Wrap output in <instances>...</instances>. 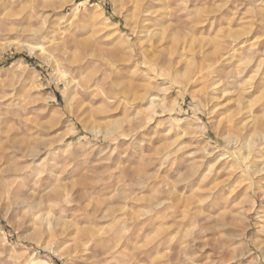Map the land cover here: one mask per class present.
<instances>
[{
	"label": "rangeland",
	"instance_id": "obj_1",
	"mask_svg": "<svg viewBox=\"0 0 264 264\" xmlns=\"http://www.w3.org/2000/svg\"><path fill=\"white\" fill-rule=\"evenodd\" d=\"M37 1L0 0V21L14 23L0 29V168L27 166L14 185L42 201L29 212L0 199V264H176V252L199 264L212 244L189 246L195 237L225 239L230 264H264L253 190V169H264V0H180L188 25L160 39L117 0ZM71 54L97 81L80 108L63 80L78 79Z\"/></svg>",
	"mask_w": 264,
	"mask_h": 264
},
{
	"label": "bare ground",
	"instance_id": "obj_2",
	"mask_svg": "<svg viewBox=\"0 0 264 264\" xmlns=\"http://www.w3.org/2000/svg\"><path fill=\"white\" fill-rule=\"evenodd\" d=\"M8 1H9V4L11 5V7H14L17 4L18 0H8ZM38 1L41 3L43 2V0H38ZM178 1H180V0H165V2H162L159 5H155L154 3L150 2L149 0H117L118 4L120 5L119 9L127 12L125 16L130 17L131 20H134L135 22L139 23L140 26L143 28V30H145L146 36H148L150 38H156V39L163 38L165 36V33L168 31L169 28H174L177 25L181 26V27H186L188 25V20L190 19L189 16H191V15H189L186 12L185 6L178 4ZM260 2H262V1H260ZM82 3L83 2H80L78 5H80ZM194 19H195L196 23H200L199 18H194ZM7 20L8 21H6V22L0 21V29L4 28V27L7 28L8 25H9V27L13 28V26H14L13 19H7ZM151 20H156L159 23L151 26L147 23L148 21H151ZM171 23H174L176 25L171 24ZM29 31L32 32L33 34L36 33V31L33 29L29 30ZM38 34H39V32H38ZM18 43H19V41H18ZM28 46H30L31 49H34V50L37 48L40 50H43V46H41V45L39 46V44L38 45L29 44ZM18 47H19V45H18ZM40 50H38V51H40ZM52 50H54L56 53H58L61 50L59 42L55 41L53 43ZM64 60L70 68H75L78 71V79L77 80H75L74 77L71 78L70 80L69 79L67 80V78L63 79V80L65 81L66 86L69 88V91H70L69 93H70L71 99H74L76 102V107L80 108L81 105L84 104V101L87 98L89 99V93L88 92H89L90 88L92 86H94L97 82V81L95 82V80L92 78L94 76L93 73H95V72L92 73L91 71H89L90 69L89 70H87L85 68L83 69V64H84L83 59L78 54H71L68 57H66V59H64ZM64 60L62 62H64ZM88 66H90V65H88ZM57 67H58V65H57ZM61 69H63V68H61ZM65 71H66V69H65ZM62 74H63V72H62ZM65 75H66V73H65ZM60 77H62V76H60ZM219 83H216V81H213L210 83V86H212L213 88H216L219 85ZM67 97H69V94ZM154 99L155 98L153 96L148 98L147 106L145 108L146 110H149L152 107V105L154 103ZM68 105H69V102H68ZM169 116H171V115H169ZM173 119H175V118H173ZM107 133H109V132H107ZM253 145H254V142H249V143L245 142L243 148L246 149V151H248L247 153H249L250 148ZM257 147H259L260 149H262V148L264 149V144L263 143L259 144V145H257ZM3 148H0V167L3 163V161L5 160L4 159V157L6 156L5 154H7V152H6L7 150L5 149L6 150L5 151ZM19 166L16 167V166H10L9 165V166H6L5 168H3V167L0 168V199L7 198L9 200V204L12 207H14V208H25L27 211L32 212L33 209L36 208L38 205H40L42 201L40 200L39 197L38 198L31 197L30 198L28 196L27 197L23 196L24 194L22 195V193H20V189H19L18 185L17 186L14 185L16 178H17V180H19L18 179L19 177H26V175L29 173L27 166L26 167H24V166L21 167L22 165L20 167ZM253 173L257 176L256 181L253 182V184H254V189H253L254 190V197L256 199H259V201H260V206L255 213V215H256L255 219L261 223L258 227V232H259V235L262 236V238H263L257 242L256 248L259 251H261V254L264 257V200H263V198H264V190H263V188H264V183H263L264 182V169H261V168L260 169H257V168L253 169ZM8 177H12V178L7 180ZM228 211H227V213H228ZM38 215H39L38 216L39 219H41L40 222L41 221L45 222V224L50 222L47 213H45V214H39L38 213ZM205 219H206V216H205ZM234 220H235V215L232 214L231 212L222 216L221 217V227L229 230L231 228V226L234 224ZM206 221H207V219H206ZM213 222H215V221H213ZM219 224H220V222H219ZM48 226H49V224H48ZM206 230L209 231V230H211V228L206 227ZM227 230H226L225 234L229 235L230 232ZM214 233H216V232H214ZM246 233H248L247 230L246 229L243 230L242 236L245 237ZM194 244H200V246L202 248H205V247L209 246L210 244H212L211 254L209 256L204 257V259H202L199 264H230L234 254L237 253V252H234L233 249H229L227 247L228 244L226 243L225 239H220V240L216 239L215 242L211 243V238H209V237H205L204 239H200L199 237L198 238L195 237L192 240V242L189 244V246H194ZM92 248H94V247H92ZM106 249H107V247H106ZM92 252H93V256H95V257L97 255L101 256L103 254V253H100L99 251H97L95 249H93ZM106 254H108V253H106ZM240 255L242 256L243 254H240ZM174 262L176 264H181L182 262H184V264H191L190 261L181 258L180 252H176V254L174 255ZM28 264H46V263H45V261L40 260V259H38L36 261L34 259H32L31 261L28 262Z\"/></svg>",
	"mask_w": 264,
	"mask_h": 264
}]
</instances>
